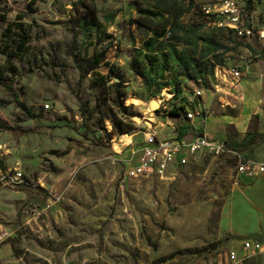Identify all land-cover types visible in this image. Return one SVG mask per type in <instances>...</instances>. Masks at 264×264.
Listing matches in <instances>:
<instances>
[{"label": "rangeland", "instance_id": "obj_1", "mask_svg": "<svg viewBox=\"0 0 264 264\" xmlns=\"http://www.w3.org/2000/svg\"><path fill=\"white\" fill-rule=\"evenodd\" d=\"M190 1L187 25L202 22L203 7L222 0L184 3ZM238 6L252 35L237 36L209 19L204 28L234 44L222 54L223 74L246 66V46L254 61L264 59V32L258 33L264 31V0H238ZM153 7V0H0V264H178L185 238L217 229L234 197L239 158L264 163V140L247 147L241 139L227 142L220 156L203 157L187 176L181 168L168 179L132 175L145 134L165 127L184 95L200 88L183 79L179 97L170 87L146 89L145 64L135 60V50L151 34L128 19L146 27L150 20L140 11ZM81 45L76 59L71 52ZM92 55L100 65L87 74ZM111 67L120 81L105 80ZM249 104L217 96L204 114L238 116ZM253 105L250 137L255 130L264 137V103ZM243 181L242 188L251 180ZM188 256V264L197 263ZM197 257L210 263L209 254Z\"/></svg>", "mask_w": 264, "mask_h": 264}, {"label": "crops", "instance_id": "obj_2", "mask_svg": "<svg viewBox=\"0 0 264 264\" xmlns=\"http://www.w3.org/2000/svg\"><path fill=\"white\" fill-rule=\"evenodd\" d=\"M208 25L211 24L209 23ZM203 32L205 33V29H203ZM263 32L258 30V33ZM206 34L212 35L213 33L208 31ZM225 45L230 48L234 46V44ZM243 49L245 51L241 54V59L245 61L246 66L242 70L246 71L248 76L238 82L231 76V72L225 70L226 73L223 74L221 68L217 67L214 76H207L205 87L202 90V97L197 99L205 112L213 109L217 96L223 101L228 99L229 96H239L245 102L249 99L255 105L260 106L264 103V59L254 61L255 58H252L253 50L249 46ZM221 52L223 51L219 53ZM250 73L257 74L258 78L256 81L248 79ZM185 96L188 97L189 95L185 94ZM253 104H249L247 110L238 116L212 115L205 117L207 121L204 118H197L191 123L183 115L179 118H169L168 122H163L165 127L153 130H156L160 137H173L176 134L179 135L182 128L189 127L188 134L184 138L191 140L196 134L195 128H199L211 139L223 140L226 143H241V139H245L247 132L250 131ZM257 115H255V119ZM206 156L198 155L197 159L190 160L188 165L180 167L184 169L181 176L193 174L194 170L198 171L196 165H200L203 161L202 158ZM178 169L173 171L172 176L177 173ZM256 179H248L251 181L245 183L246 186L244 188L241 185H234L233 200L231 204L229 202L226 203L219 214V225L214 232L205 233L203 236L194 235L192 238L187 237L184 239L181 248L183 253L186 254L183 257V261H179V258L176 260L178 264H188L186 262V258L190 257L188 254L193 255L194 260L195 258L198 259L195 264H207L204 260L197 257L198 255L205 256L207 254H209V264H238L230 258V255L235 253L237 259H243L245 241H264V182L254 181ZM241 182H245L243 177ZM242 203L246 206H243ZM244 209H246L245 214L236 215L237 210L241 211ZM235 223H239V227ZM172 261L174 262L175 260ZM241 264H264V252L251 255L249 258L244 259Z\"/></svg>", "mask_w": 264, "mask_h": 264}, {"label": "trees", "instance_id": "obj_3", "mask_svg": "<svg viewBox=\"0 0 264 264\" xmlns=\"http://www.w3.org/2000/svg\"><path fill=\"white\" fill-rule=\"evenodd\" d=\"M153 1V8L140 11L145 18L150 20L146 27L140 21L134 19L133 16L128 19V23L132 27L146 28L147 32L151 34L144 42L143 47L135 50V60H143V64H145V67L140 71V75L144 80L146 89L152 91L157 88L159 92H162L170 87L174 97H179L184 90L183 79L195 83L202 80L205 87L207 76H214L217 67L225 66L222 54L235 49L218 41L214 34L208 35L203 32V29L210 22L206 21L205 17H203L202 22L197 24L187 25L183 22L184 16L192 11V1L188 5L184 3V0ZM133 5L137 8L136 3ZM250 6L252 8V5ZM0 11H2L1 8ZM23 16L26 17L27 15L23 14ZM88 27L91 28L89 25ZM83 51L84 46L81 45L78 47L77 52L73 51L71 54H74L78 59ZM220 51L223 52L219 53ZM86 64V73H95L100 65V60L92 55ZM110 71L113 74L110 77H104L105 80L116 78L120 81L118 71L113 67L110 68ZM168 74H172V77L170 80L165 81ZM5 86L13 90L12 84L5 83ZM183 100L184 104L182 106L175 107L170 111L172 118H179L183 115L186 117V112L191 105L187 100V96L184 95ZM21 107L29 116L36 117L31 110L23 105ZM188 128L181 129L180 137L188 134ZM251 133L252 131H248L245 137L244 145L247 147L254 146L259 140H264L259 130L253 131L252 137H250Z\"/></svg>", "mask_w": 264, "mask_h": 264}, {"label": "built area", "instance_id": "obj_4", "mask_svg": "<svg viewBox=\"0 0 264 264\" xmlns=\"http://www.w3.org/2000/svg\"><path fill=\"white\" fill-rule=\"evenodd\" d=\"M203 12L206 19L214 20L216 27L226 29L237 36L252 35L253 33L252 28H245L241 23V9L238 6V0H222L214 8L203 7ZM231 76L239 82L246 78L248 73L239 68H232ZM195 84L200 88L193 95L187 97L191 106L186 112L185 119L191 123L197 118L205 119L206 117L204 109L197 100L202 97L204 83L202 80H198ZM46 107L49 108L50 106L46 105ZM195 131L196 134L191 140L180 137L178 134L173 137H160L156 130L146 133L144 146L141 149V154L137 157L132 175L138 178L158 177L168 179L172 176L174 170L188 165L191 157L197 159L198 155L220 156L225 152L226 142H217L211 139L199 128H195ZM263 175L264 163L240 157L236 167L234 185L239 186L242 177L256 179ZM21 177L22 175L18 174L16 180ZM124 182L127 183V177ZM244 251L243 259H237L235 253H232L230 258L241 264L244 259L249 258L251 255L263 253L264 243L247 240L244 242Z\"/></svg>", "mask_w": 264, "mask_h": 264}, {"label": "bare ground", "instance_id": "obj_5", "mask_svg": "<svg viewBox=\"0 0 264 264\" xmlns=\"http://www.w3.org/2000/svg\"><path fill=\"white\" fill-rule=\"evenodd\" d=\"M140 119H138V121H139Z\"/></svg>", "mask_w": 264, "mask_h": 264}]
</instances>
